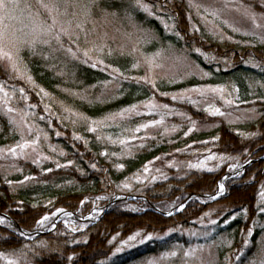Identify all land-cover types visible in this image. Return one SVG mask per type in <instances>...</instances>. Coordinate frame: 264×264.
Instances as JSON below:
<instances>
[{
	"label": "trees",
	"instance_id": "trees-1",
	"mask_svg": "<svg viewBox=\"0 0 264 264\" xmlns=\"http://www.w3.org/2000/svg\"><path fill=\"white\" fill-rule=\"evenodd\" d=\"M145 2L153 6L166 5L154 15L165 19L171 16L168 23L174 24L184 39L178 40L173 32L166 34L164 24L154 16L135 11L132 15L134 19L151 30L160 44L183 50L207 71L209 76L202 82L204 85L224 86L225 94L219 108L221 112H228L227 105L233 107L232 111L253 108L255 119H246L239 124L227 123L216 116L210 117L183 106L195 123L217 124L207 130L193 129L188 132L192 123L185 121L169 140L144 137L143 147L140 145L129 152L123 148L120 140L140 138L136 129L145 122L144 118L125 119L117 128L109 131L111 136H117L110 146L106 134L87 131L83 122L73 124L74 118L64 108L82 114L89 122L100 121L149 99L155 91L158 92L156 97H159L160 93L170 94L193 88L201 85V82L159 83L154 90L149 85L118 77L122 86L119 97L108 102H87L81 98L82 95L102 88L106 82L113 80V74L102 67L93 68L91 63H82L81 59L68 60L62 53L45 62L24 51V65L33 77L35 86L23 80L11 82L4 77L0 78V82L24 87L29 96L28 103L37 105L31 111L37 117H46L44 121L36 118L35 123L42 130V138L43 134H47L48 139H42V153L48 159L43 164L23 163L11 171L0 173V213L8 215L22 229L31 231L38 226L37 221L46 215L70 212L76 216H86L92 210L105 206L118 194L144 198L156 204L162 213L170 211L168 205L171 202L182 204L189 194L199 197L185 203L180 213L167 217L140 200L119 202L110 207L95 224L65 225L64 221L69 220H62L53 232L34 239L24 237L12 226L8 227L6 220L5 224L0 225V264H6V259L15 260L17 264H136L171 251L183 252L188 247L210 244L212 238L216 241V264H225V258L241 246L247 227H251V220L256 219L264 224V215H253L260 186L264 184V87L261 86L264 85V71L246 64L249 56L264 64V47L247 52L246 48L209 36L193 19L185 0ZM109 3L115 11L124 9L120 1ZM193 28L199 31H193ZM195 48L200 52L193 51ZM240 53L244 62L238 59ZM109 60H113L112 64L118 65L124 73L129 71L130 58L116 56ZM106 62L110 63L108 60ZM61 71L65 75H58ZM133 74L137 77L136 72ZM40 88L49 96L38 95ZM14 100L18 103L17 108L25 107L24 102L16 97H13ZM227 100L232 103H226ZM45 105L49 106V111L45 110ZM48 121H51L50 127ZM56 132L62 134L57 136ZM74 133L81 139L73 140ZM97 136L101 139H96ZM18 141L19 137L9 124L8 117L0 111V149L12 147ZM60 152L64 155H60ZM205 154L220 158L224 165L215 171H205L190 167L191 163H187L193 159L196 163L199 155ZM246 161L253 163L225 181L226 192L223 196L216 201L200 197L213 195L219 180L238 168L233 165L241 166ZM57 163L68 166L58 168ZM92 164L96 165L95 169L91 167ZM119 164L123 167L118 168ZM146 165L147 170L153 165L163 167L153 176L147 175ZM49 168L52 171H47ZM26 176L33 179L25 180ZM244 208L249 210L248 216L242 213ZM205 213L208 215L205 216ZM233 215L236 219H231ZM213 219L217 220L216 225L210 223ZM225 219L229 223L225 224ZM68 227L77 230L75 233L71 230L68 232ZM169 230L171 232L164 235ZM190 230L212 232V238L206 240L203 234L200 237L189 235ZM137 232L143 237L150 234L153 238L144 243L136 241L134 246L125 243L129 236ZM263 236L264 232L256 228L251 244L245 250V264L256 259L257 242L263 240ZM221 239L231 244L218 247ZM41 241L46 242V247L40 246ZM117 248L121 250L117 252ZM69 256L72 257L71 261L68 260ZM179 263L180 260L176 259L172 264Z\"/></svg>",
	"mask_w": 264,
	"mask_h": 264
},
{
	"label": "rangeland",
	"instance_id": "rangeland-1",
	"mask_svg": "<svg viewBox=\"0 0 264 264\" xmlns=\"http://www.w3.org/2000/svg\"><path fill=\"white\" fill-rule=\"evenodd\" d=\"M112 1L114 2L116 0H108V2ZM117 1H120L124 7V9L119 12V16L117 18L109 17L107 18V20H104L99 12L94 13V19L98 21L97 30L95 33H91L88 39L90 42L95 41L97 44L104 43L107 45L102 55L96 52H93L91 54L93 59L103 60L104 64L98 65V67L106 69V71L113 75L116 74L112 73L111 69L117 68L125 76H127L128 74L130 75V77H136V75L133 74L134 72H136L137 77H143L147 72V67L144 65L143 58L145 56H153L156 53H160V55L156 58V62L160 64L161 67L154 69L156 84L166 83L169 85H174L186 83L190 80L201 82V85L199 86L188 89L186 88L167 95H161L160 93L161 96L159 97H156L158 94L157 91H155V93H152L154 95H152L150 98L154 99L157 104L168 105V110L159 109L157 111H151L150 109L146 108L144 104L149 101V98L141 103L136 104L135 109L132 111L125 112L123 110L119 114L110 116L103 120L104 124L98 128L97 133L100 135L103 133L106 134V140L107 143L110 144V146L115 143L117 136H111L109 134V131L117 128L118 124L123 123L125 119L133 120V118L135 117L144 118L145 122L143 124H151L152 121L161 119L163 120V123L161 124H154L148 128H141L140 131H136L137 133H139L140 138L129 140L127 145H123V148L125 150L132 152V150H135L144 142V137L149 138L150 140L155 139L156 137L169 140L170 138H172L174 133L180 129L181 125L185 121H188L187 123H192V119L189 120V116L187 115L186 109H184L183 106H189L197 112H202L208 116L210 115V117H214V115H211L209 112L205 111V109L209 108L210 106L221 108L222 105H220V101L222 100V97H224L225 91L223 93L206 92L204 96H201L198 92L190 91L191 89H209L218 87L204 85L202 82L208 79L209 74L203 75V73H208L207 71L203 70L199 65H197V63H195L194 60H192L183 50L181 51L171 45L160 44L159 39L151 30L143 27L141 23L134 19V17L132 16L133 12H144L133 8L131 6L132 0ZM58 2L61 4V10H63V0H58ZM185 3L193 19L203 27V29L209 36L217 38L220 41H228L229 43L240 46L241 48H246L247 52H254L256 49L264 47V44L260 43L259 39L260 37H264V19L260 18V14H264V6H262V0H193L194 4H199L201 6L199 15L197 14V10L195 8L189 7V0H185ZM205 8H207L209 11L215 10L217 12V17L206 15V13L204 12ZM246 9L254 11L258 14L257 19L258 22L262 25L261 28L253 27L251 19L248 15H246ZM125 10H127L128 14L132 17L131 23L125 18ZM72 11L73 9L70 8L69 16L66 17V19L71 18ZM109 11L115 10L110 7ZM144 14L147 15L146 13ZM17 15L19 16V19L10 21L8 23L12 25V28L15 30L16 36L23 37L24 34L29 31L30 23L27 19V13H24L23 15L17 13ZM153 16L157 18L162 24H164L165 22H169L168 18L165 19L164 17H158L155 15ZM201 16H204L205 19H201ZM133 24H135L136 27H133ZM88 27L89 29H91L92 25H88ZM233 29H236V31H233ZM105 33L107 35H105ZM145 33H147V35ZM165 33L172 34V31L165 29ZM245 33H255V35H245ZM149 39L150 42H148ZM64 43L66 46L68 45L67 39H65ZM80 46L82 48L91 47V43L85 44L83 36H81ZM152 46H154V48H151ZM109 48L112 50V55H108ZM133 49H135V51ZM116 56H124L131 59L130 68L127 74L124 73L118 65L112 64L113 60H109V58H113ZM80 59L83 60V56H81ZM238 59L244 62L243 54L240 53L238 55ZM107 60L111 64L107 63ZM137 61L140 62L141 67L133 68V63ZM88 63H91V61H89ZM105 65H107L108 67H105ZM6 67V64H0V78L4 77L9 79L8 74L5 72ZM9 80H11V82L16 81V79ZM120 84L121 81L112 80V83H106L102 88L97 89V91H88L86 94H83L82 97L87 102H108L111 100H115L117 97H119L118 94L122 90V86ZM223 87L224 86H222V88ZM181 94H184V96L182 97ZM172 96H177V99L173 100ZM184 97H190V101L188 99H185ZM11 103L14 107H17L18 105L16 100L12 101ZM132 107L127 109H131ZM227 108L229 109L228 112H223V116L217 115L216 117L224 120L227 123L234 124H239L246 119H255V114L254 112L250 111L251 109L242 108L232 111L233 107L231 105H227ZM0 111L3 112L2 108H0ZM121 113L123 114L121 115ZM181 113L183 115H181ZM16 119L19 120V117L17 116ZM30 120L29 123H31ZM216 124L217 123H214L213 125H199L198 123H195V126L193 127L192 124V127L196 131H203L211 128ZM37 125L39 126V124ZM173 128H175V131H173ZM15 131L19 137L18 142H20V132L18 130ZM24 138H33L32 136L28 135L27 129H24ZM42 139L43 138L41 135V141L35 152L32 151L31 148H27L23 151V154L16 157H13L7 151V149L11 147L3 148L4 151L0 152V173L3 174L7 171H11L18 165L23 163L43 164L45 162V159H43L42 157L45 155L42 153ZM52 148L54 149V146ZM17 152L20 153L21 150L17 149ZM209 157H212V155H199L196 163L194 159L189 160L187 163H191V165H194L195 169L205 171H209L208 169H212V171H215L216 169L224 165L220 158L213 157V159H209ZM33 161L38 162L34 163ZM160 167L163 166H150L146 172L147 175L155 176L158 173ZM168 206L169 210H176L180 206V204L174 201L171 202ZM101 214L102 213L93 215L92 218L86 222L91 223L92 220L96 221L95 223H97V221L100 220H97V217L102 216ZM58 215L59 213L50 215V219L46 221L43 226L38 225L31 231H39L51 228L53 226L52 223L54 219ZM80 223L81 222L64 221L65 225L74 224L77 226H81ZM70 230L73 231V229H70L68 227L67 231L69 232ZM170 232L171 230L167 231L166 233L169 234ZM73 233H75V231H73ZM166 233L164 235H167ZM191 233L193 232L190 230L189 235H191ZM195 233H197V235H193L195 237H200L203 234L201 230H198ZM142 238L144 237L140 235V237H137L136 240L127 241V244L134 246V244H136V241L139 242ZM198 256L203 261V264H216L217 254L215 245L211 247L206 246L202 252L198 253ZM162 257H164V255L150 257L136 264H150V262H154V264H172L176 259L180 260L179 264H183V260L185 259L183 258L182 251H177L176 257L168 256L163 259ZM7 260L8 259L5 260L6 264Z\"/></svg>",
	"mask_w": 264,
	"mask_h": 264
},
{
	"label": "snow or ice",
	"instance_id": "snow-or-ice-1",
	"mask_svg": "<svg viewBox=\"0 0 264 264\" xmlns=\"http://www.w3.org/2000/svg\"><path fill=\"white\" fill-rule=\"evenodd\" d=\"M170 2V0H167ZM131 6L136 10L142 11L146 13L148 16H153L156 12H159L161 8L166 7V5H157L153 6L149 3H146L145 0H132ZM262 6H264V0H262ZM111 4L108 0H63V10H61V4L58 0H0V64H6L7 67L5 72L8 74L9 79H17L23 80L28 84L33 83V77L26 70V65H24L23 61V52L25 50L31 56H38L41 60L47 62L51 59L56 58L57 53H62L68 60H80V57L83 56V60H80L82 63H88L91 61L90 66L95 68L98 65H103L104 62L101 59H93L92 53L96 52L99 54L104 53V49L107 47L104 43L97 44L95 41H89V35L91 33H95L97 30L98 21L94 19V13L99 12L101 17L104 20L107 18H117L119 16L118 11H109ZM189 7L195 8L197 10V14L200 13L201 6L199 4H194L193 0H189ZM73 9L71 12V18L66 19L69 16V9ZM206 15H210L212 17H217V12L215 10L209 11L207 8L204 9ZM17 13L23 15L27 13V19L30 23L29 31L24 34L23 37L16 36L15 30L12 28V25L8 22L19 19ZM125 18L131 23L132 17L128 14V11L125 10ZM246 15L251 19L252 25L254 28H261L262 25L258 22L257 13L251 10L246 9ZM260 18L264 19V14H260ZM168 19H172L171 16ZM201 19H205L204 16H201ZM88 25H92L91 29H89ZM133 27H136L133 24ZM164 27L166 30L172 31L178 40H183L184 36L181 35L179 31L176 30V26L174 24L164 23ZM193 31H199L197 28H193ZM236 31V29H233ZM147 35V33H145ZM105 35H107L105 33ZM130 35V34H129ZM245 35H255V33H245ZM81 36H83L85 44L91 43V47L80 46ZM67 39L68 45L66 46L64 41ZM151 39V38H150ZM150 39L148 42H150ZM260 43L264 44V37H260ZM171 47V46H170ZM135 51V49H133ZM193 51L200 52V49L195 48ZM108 55H112V50L108 49ZM160 55V53H156L153 56H145L143 58L144 65L147 67V72L143 77H128L119 71L117 68H112L111 72L116 75L113 76V81L117 80L118 77H123L125 80H133L137 84L143 83L144 85H149L152 89H156V79L154 74V69L161 67L160 64L156 62V58ZM246 64L254 67L260 68L261 71H264V64L257 62V60L249 56V59L246 61ZM22 65L24 67L22 68ZM66 66V65H65ZM105 67H108L105 65ZM133 68L141 67L139 61L133 63ZM103 70V69H102ZM58 75H65L63 71L59 72ZM203 75H208V73H203ZM173 82V81H170ZM106 83H112V81H108ZM264 87V85H261ZM190 91H195L200 93L201 96H204L206 92L213 93H223L224 89L222 87L218 88H209V89H191ZM18 94V95H17ZM39 94H43L44 97H48L49 94L43 89L40 88ZM73 95H77L74 94ZM161 95H167L166 93H161ZM183 97L184 94H181ZM13 97H16L18 101L24 102V108H17L12 106ZM83 98V97H81ZM190 101V97H184ZM173 100L177 99V96H172ZM29 96L24 87H16L15 85H10L7 82H0V108H2L4 114L9 118V124L13 126L14 130H18L21 135V141L18 142L14 147L7 149V151L13 156L16 157L18 155L23 154V151L27 148H31L32 151H36L39 143L41 141L42 130L35 123V119L38 118L41 121L46 119L45 116L40 115L37 117V114L32 109H35L37 105L28 103ZM226 103L231 104V100H227ZM144 106L151 111H157L159 109L168 110V105L166 104H157L154 99L150 98L148 102L144 104ZM45 110L49 111V106L45 105ZM135 105L131 109H125V112L132 111L135 109ZM65 112H68L71 117L73 124L78 122L85 123L87 127V131L89 132H97L98 128L104 124L103 120L100 121H90L87 117L83 116L80 113L72 111L71 109L65 107ZM205 111L209 112L214 116H223L224 113L221 112L219 108L209 107L206 108ZM250 111L254 112L255 109H251ZM123 113H121L122 115ZM139 114V113H137ZM181 115H183L181 113ZM19 117V120L16 117ZM32 120L29 123V120ZM189 120L191 118L189 117ZM163 120H155L152 121L151 124H142L140 125L136 131H140L141 128H148L154 124H161ZM193 127L195 126V122L192 121ZM48 126H51V121H48ZM193 127L188 129V132L193 131ZM24 129H27V133L29 136H32V139L24 138ZM175 131V128H173ZM61 132H56L57 136H60ZM186 135L188 133H185ZM73 140H80L81 137L73 134ZM43 139L47 140V134H43ZM96 139H101L100 136H97ZM127 140H120L121 145H127ZM143 147V145H141ZM17 149H20L21 152L18 153ZM3 149H0V152H3ZM101 155H106V153H100ZM60 155H64L63 152H60ZM43 159L47 160V156H43ZM224 157H222L223 159ZM159 159V157H157ZM209 159H213V157H209ZM34 163L38 161H33ZM250 163V161H246ZM203 163V162H202ZM71 164V161H69ZM68 165H61L57 163V167H67ZM92 168H96L95 164L91 165ZM118 168L123 167L122 164L117 165ZM190 167H195L194 165H190ZM233 167H240L239 165H233ZM212 171V169H208ZM47 171H52V169H47ZM145 171H147V165L145 166ZM25 180H31L33 177L26 176ZM255 179V177H253ZM8 183H12L8 181ZM19 183H24V181H19ZM128 185H125L127 187ZM225 193V185L220 183L217 188L216 195L211 197L212 200H217L219 197L223 196ZM99 199H104V197H99ZM83 203V202H82ZM183 210V205H180L178 211ZM58 211H63V209H59ZM245 216H248V209L244 208L241 210ZM172 215L171 212L168 213ZM54 215V214H53ZM208 213H205L207 216ZM254 216L264 215V184H261L259 191V200L257 202V206L255 211L253 212ZM50 219L49 216H44L41 220L37 221V224L43 226L46 221ZM231 219H236V216L233 215ZM6 223V219L0 217V225ZM211 224L216 225L217 220L213 219L210 221ZM224 223H229V220L225 219ZM8 227H11V224H8ZM55 227V225H53ZM260 228L262 232H264V224H261L256 219L251 220V227H247L246 233L244 234V239L242 240L241 246L234 252L231 256H227L225 258V264H245L244 256L245 250L249 248L251 244L252 237L254 236L255 229ZM77 229L73 228V231ZM167 234V233H166ZM23 235V233H21ZM140 233L137 232L132 236L128 237V241L136 240L137 237H140ZM191 235H197V233L193 232ZM204 238L207 240L212 238V232L205 231L203 233ZM153 237L149 234L140 240V243H144L145 240H151ZM160 238V237H157ZM77 243H79L77 241ZM127 243V241L125 242ZM231 242L226 239H221L218 247L221 245H230ZM216 245V241L214 238L211 239V243L204 245H196L195 247H188L183 251V264H203V261L198 256L199 252H202L204 248L211 247ZM41 247H46V242L41 241ZM121 249L117 248L116 251L119 252ZM115 255V253H113ZM168 256L176 257L177 252L171 251L169 253H165L163 258ZM68 260H72V257L69 256ZM7 264H17V261L8 259ZM150 264H154V262H150ZM247 264H264V240L257 242V253L256 259L254 261H248Z\"/></svg>",
	"mask_w": 264,
	"mask_h": 264
},
{
	"label": "water",
	"instance_id": "water-1",
	"mask_svg": "<svg viewBox=\"0 0 264 264\" xmlns=\"http://www.w3.org/2000/svg\"><path fill=\"white\" fill-rule=\"evenodd\" d=\"M253 161H250V163H252ZM250 163H246V164H244L243 166H241L240 168H238V169H236L234 172H232V173H230L229 175H227V176H225V177H223L221 180H220V182H219V184L220 183H223L224 184V182H225V180H227V179H229V178H231V177H233V176H235V175H237L238 173H240V171H242L246 166H248ZM217 192V191H216ZM214 195H216V194H214ZM213 195H207V196H200V197H204V198H208V199H211V197H212ZM196 197H198V196H196L195 194H191V195H189L188 196V198H187V200L186 201H188V200H191L192 198H196ZM137 198H135V197H131V196H120V195H117V196H114L109 202H108V204L106 205V206H104L102 209H98V210H96V211H93V213H91V214H89L88 216H86V217H77L75 214H72V213H69V212H65V213H61V214H59L55 219H54V221H53V224L52 225H56V223L59 221V220H61V219H70V220H79V221H82V222H84V221H88L90 218H92V214H94L95 212H99V211H102V214L101 215H103L104 213H105V211L107 210V209H109L111 206H113L114 204H116V203H118V202H120V201H131V200H136ZM138 199H140V200H143V201H145V202H147V200H145V199H143V198H138ZM149 203V205H151L154 209H157V207L154 205V204H152L151 202H148ZM158 211V210H157ZM158 213H160L159 211H158ZM161 214V213H160ZM163 214V213H162ZM164 216H167V215H169V214H163ZM0 217H3V218H5V219H7L20 233H23V235H25V236H27V237H29V236H41V235H45V234H47V233H49L50 231H51V228H49V229H46V230H40V231H33V232H26L25 230H23L22 228H20L10 217H8L7 215H5V214H1L0 213ZM100 217L101 216H99L98 218H97V220L98 219H100ZM92 222H95V221H92Z\"/></svg>",
	"mask_w": 264,
	"mask_h": 264
}]
</instances>
